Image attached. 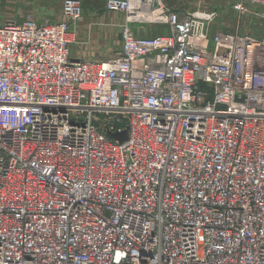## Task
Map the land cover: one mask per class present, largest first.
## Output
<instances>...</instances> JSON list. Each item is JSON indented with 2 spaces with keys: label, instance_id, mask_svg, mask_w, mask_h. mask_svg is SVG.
<instances>
[{
  "label": "built area",
  "instance_id": "obj_1",
  "mask_svg": "<svg viewBox=\"0 0 264 264\" xmlns=\"http://www.w3.org/2000/svg\"><path fill=\"white\" fill-rule=\"evenodd\" d=\"M225 1L233 31L106 0L125 19L101 59L70 57L81 0L0 20V264H264V0Z\"/></svg>",
  "mask_w": 264,
  "mask_h": 264
},
{
  "label": "rangeland",
  "instance_id": "obj_2",
  "mask_svg": "<svg viewBox=\"0 0 264 264\" xmlns=\"http://www.w3.org/2000/svg\"><path fill=\"white\" fill-rule=\"evenodd\" d=\"M82 1V18L83 16L90 17V20L95 21L93 17L98 16L101 12L105 11L104 4L106 0H81ZM161 2L171 10H214L217 12V17L212 24V29H222L224 31H233L237 25V15L229 7L225 0H161ZM3 17H10V15L16 16L15 18L7 19H16L21 20L30 13L17 14L13 13L12 10L6 9V7L1 9ZM112 14L109 19L115 20V23H111V26L106 28L105 35L102 39L99 40H87L90 29L85 27H77L74 29V40L70 45V50L74 55L85 58H106L115 55L116 52L120 49V39H121V26L124 24V15L117 12H108ZM27 15V16H26ZM20 17V18H18ZM82 18L80 20H82ZM5 19V18H4ZM1 20V19H0ZM6 20V19H5ZM5 20H1L3 23ZM79 20V21H80ZM45 21V20H44ZM56 21V20H48ZM58 21V19H57ZM42 22V21H40ZM82 22V21H80ZM262 20L252 14H246L242 16L239 23V31L247 32L250 31L255 36H258V33L262 26ZM80 24V23H79ZM88 25V23H87ZM86 25V26H87ZM83 26V25H82ZM135 30V35H142V31L138 30V25H132ZM92 31V30H91ZM89 32V33H88ZM148 35H158V34H168V28L161 25H147L145 26V31ZM101 34V31H100ZM99 34V38H100ZM110 37V40H109ZM210 49L213 46V40L210 38ZM108 50V54L102 55V53H96V49ZM71 53V58L75 56ZM104 54V53H103Z\"/></svg>",
  "mask_w": 264,
  "mask_h": 264
},
{
  "label": "crops",
  "instance_id": "obj_3",
  "mask_svg": "<svg viewBox=\"0 0 264 264\" xmlns=\"http://www.w3.org/2000/svg\"><path fill=\"white\" fill-rule=\"evenodd\" d=\"M4 7H6V9L8 10H12L13 13H15V15L17 14L19 15L22 12H23L22 14L30 13V15L28 16L26 15L27 17L21 20L7 19V18H15L16 16L10 15V17H3L1 9ZM61 12H62V0H0V19L1 20L6 19V20H13L16 22H22L26 18L30 17V18H34L38 22L44 21V20H56L57 21V19L60 20L61 18ZM111 15L112 14L103 11L98 16L93 17L95 21L90 20V17L83 16L82 20H80L82 22L78 21L75 25V29L77 27L89 28L90 33L88 32L89 35L87 37V40L102 39V37L105 35L104 34L106 31L105 29L110 27L111 23H115V20L109 19ZM100 31H101V34H100ZM99 34H100V38L98 37ZM109 40H110V37H109ZM106 51L108 50H100V48L96 49V53L98 54L102 53V55L108 54V52ZM74 56L77 57L78 55H74ZM82 58H85V57H82ZM97 59H101V58H97Z\"/></svg>",
  "mask_w": 264,
  "mask_h": 264
},
{
  "label": "water",
  "instance_id": "obj_4",
  "mask_svg": "<svg viewBox=\"0 0 264 264\" xmlns=\"http://www.w3.org/2000/svg\"><path fill=\"white\" fill-rule=\"evenodd\" d=\"M109 135L114 138V139H118L119 141H123L126 138V134L125 132H122L120 134H116V133H109Z\"/></svg>",
  "mask_w": 264,
  "mask_h": 264
},
{
  "label": "bare ground",
  "instance_id": "obj_5",
  "mask_svg": "<svg viewBox=\"0 0 264 264\" xmlns=\"http://www.w3.org/2000/svg\"><path fill=\"white\" fill-rule=\"evenodd\" d=\"M73 41V40H72Z\"/></svg>",
  "mask_w": 264,
  "mask_h": 264
}]
</instances>
